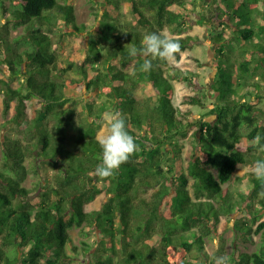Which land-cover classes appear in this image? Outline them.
Returning <instances> with one entry per match:
<instances>
[{"label": "trees", "instance_id": "16d2710c", "mask_svg": "<svg viewBox=\"0 0 264 264\" xmlns=\"http://www.w3.org/2000/svg\"><path fill=\"white\" fill-rule=\"evenodd\" d=\"M201 1L92 0V30L78 23L77 0H0L8 19L0 62L21 81L13 88L0 78L7 113L15 102L4 127L19 128L0 136V264H71L74 229L97 238L82 243L89 264H197L194 251L207 255L221 217L237 214L236 229L262 241L251 253L236 249L230 264H264V220L253 225L264 211V182L250 173V191L241 187L237 201L224 188L244 181L241 167L264 159L251 143L264 137V0L206 1L216 60L211 107L200 90L180 109L173 81L190 87V74L158 58L145 72L144 57L128 54L148 33L181 31ZM62 23L59 36L89 38L70 56L53 47ZM11 24L23 34L11 38ZM169 38L180 44L176 60L194 41ZM193 107L208 110L196 118ZM105 112L123 116L138 150L102 179L94 170ZM30 172L39 177L36 191L23 184ZM101 196V208L88 211Z\"/></svg>", "mask_w": 264, "mask_h": 264}, {"label": "rangeland", "instance_id": "374dc122", "mask_svg": "<svg viewBox=\"0 0 264 264\" xmlns=\"http://www.w3.org/2000/svg\"><path fill=\"white\" fill-rule=\"evenodd\" d=\"M206 1L203 0L200 2L199 6L196 10L191 14L188 19V24L185 25L181 31L172 32L167 31L169 37L178 36V35H191L194 38L193 43L191 44L190 49L185 51L180 60H176L175 58L168 61L170 67H176L183 71L184 73H189L194 83L187 87L178 81H173L175 86V105L182 110H186L188 106L183 104V97L185 95H193L200 90L208 91L211 100L207 102V106L211 107V102L215 98V91L212 89L215 72L214 68L215 63V53H214V43L208 44V36H207V26L205 24V20H203V15L206 12L205 5ZM7 5H10V1H7ZM93 3L92 0H77L76 2V14L78 17L79 24H85L88 29L92 30L95 28L96 22H93ZM8 21L6 14L4 13V9L0 7V30L3 24H6ZM11 28V38H14L18 35L23 34L24 28L20 27L14 29L12 24ZM67 31V28L64 23L53 33L51 34V38L53 41V47L61 52L64 55H73L75 50L78 48V45H82L85 43V40H89L88 37H72V36H64L61 37L59 34ZM233 60L237 61L241 59L240 53H237L233 56ZM0 78L9 82L13 88H18L21 84V81H13L10 77V70L6 64L0 62ZM94 94V93H93ZM86 100L93 101L92 96L85 94ZM249 98H256V94L254 91L248 94ZM248 98V97H247ZM5 94L2 92L0 87V136L5 134H15L19 131L18 127L13 125L12 128H5L4 126L7 122L13 117L15 102L13 103V108H11L8 113L5 110L4 105ZM259 107L263 110L260 119L262 123H264V100L259 105ZM193 110L196 112V118L201 116L202 113H205L208 109H203L201 107H193ZM140 112V111H139ZM143 112V111H142ZM146 112V111H144ZM143 112V113H144ZM141 113V112H140ZM108 112L104 113V118L106 117ZM210 120H214L215 116L209 117ZM103 128L99 132V138L105 134L107 130V125L104 122ZM264 150L259 151L257 155L264 156ZM251 173L250 166L241 167L236 176L238 178H244V181H237L229 185H225L224 188L231 189L233 192L234 200L237 199L238 192L240 188L243 187L246 191L250 187L249 174ZM17 175V174H16ZM18 177V176H17ZM23 184L36 191L39 186V177L34 175V173L30 172ZM242 188V189H243ZM36 192H33L35 194ZM105 201V197L101 196L95 202L91 203L88 206V211H93L95 209L101 208V205ZM237 201V200H236ZM261 217L257 223H253L256 227L260 221L264 220V211L261 213ZM237 215H225L221 217L220 223L217 225L214 233L210 238L207 239L206 244V254L199 255L198 251H194V262L197 264H212L214 262V257L219 255H230L236 250L240 249L243 252H254L258 249L259 244L262 241L261 235H255V241H248L242 233L236 229L237 224ZM85 233L82 229H74L71 231L72 236V244H70L68 248V253L72 256L71 264H89L90 255H86L84 252V245L82 244L84 241L89 242L91 245L95 243L96 237L95 234L91 231L88 237H85L83 234ZM74 247L78 248V251H74Z\"/></svg>", "mask_w": 264, "mask_h": 264}, {"label": "clouds", "instance_id": "9594fccd", "mask_svg": "<svg viewBox=\"0 0 264 264\" xmlns=\"http://www.w3.org/2000/svg\"><path fill=\"white\" fill-rule=\"evenodd\" d=\"M179 51L180 44L178 41L161 33L153 32L144 35L142 46L139 49L134 46L131 47L128 54L131 57L143 56V64L140 67L142 71L148 72L153 68V59L169 61L174 59L175 54ZM105 123L107 130L98 139L102 149L101 162L94 170V174L102 179L112 176L138 150L135 138L127 131L125 119L119 112L106 114ZM262 139L264 137L257 135L251 143L260 145L261 150H264V144H260ZM251 173L257 180L264 182V159L254 161L251 166ZM260 195L264 196V191ZM214 264H230V258L226 254L215 256Z\"/></svg>", "mask_w": 264, "mask_h": 264}]
</instances>
